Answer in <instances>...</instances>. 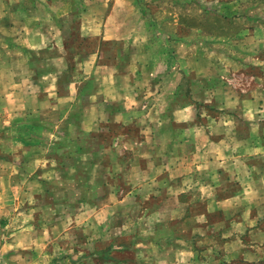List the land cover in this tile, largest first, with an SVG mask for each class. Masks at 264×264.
I'll return each instance as SVG.
<instances>
[{
	"label": "crops",
	"instance_id": "obj_1",
	"mask_svg": "<svg viewBox=\"0 0 264 264\" xmlns=\"http://www.w3.org/2000/svg\"><path fill=\"white\" fill-rule=\"evenodd\" d=\"M226 3L182 0L164 27L114 6L97 30L46 0H0V264H264V0ZM234 69L239 89L222 81ZM108 125L129 161L112 156L107 202L64 229L59 177L96 184ZM133 191L140 232L97 250Z\"/></svg>",
	"mask_w": 264,
	"mask_h": 264
},
{
	"label": "rangeland",
	"instance_id": "obj_2",
	"mask_svg": "<svg viewBox=\"0 0 264 264\" xmlns=\"http://www.w3.org/2000/svg\"><path fill=\"white\" fill-rule=\"evenodd\" d=\"M48 5H57L58 7H61L62 9L67 10L70 14L69 17L65 18L63 20V23L65 25L67 24H81L84 23L87 18H95L96 19V25L97 30H99L100 25L102 24L103 18L109 14L114 6L116 7H123L125 10V20L126 23L135 25L138 23H142L140 20L142 17L145 18L147 24L151 27H155V25H159L160 27H164L166 23L168 22V9L173 7L174 5L180 4L182 0H46ZM193 4L199 3L203 5L208 10L213 11H228V3H226V0L220 1V0H191ZM43 2V1H42ZM90 3V4H89ZM174 4V5H173ZM232 6V5H229ZM89 8V9H88ZM144 10V12H141V9ZM139 9V10H138ZM140 17V18H139ZM206 25L208 26L207 29L202 33L201 37L207 38L209 40V43H215V40H211L209 37H212L215 35V33L212 30H209L215 26V22L213 20H208L206 22ZM159 26H157L159 29ZM199 37V36H196ZM211 41V42H210ZM208 50L210 52L216 53L220 52L221 48L216 47H209ZM222 51V50H221ZM239 70H232L226 77L223 76L222 81L228 82L235 88L234 86L238 87H244L242 84L243 80L246 77H244L241 74L237 73ZM246 80V79H245ZM240 85V86H239ZM128 132L129 137L136 138L139 134L138 128L134 127L133 129H129ZM101 131L103 133L105 132L107 135V139L105 140L103 146L101 148L105 149V153L101 156L103 157V160H101V165L98 166L97 170V176L95 181V185L92 184L88 185V176L85 172L81 173L78 179H74L71 177H67L66 175L60 176L59 178L63 180L64 182V189L62 193H58V203L59 200L63 201V206L59 207L58 204V210L61 208L63 210V213L61 215H58V221L61 222L63 225V228L65 229L71 222L70 217L74 218H82L84 215L86 216L88 210H97L99 209L105 202H107L108 196H109V188L106 186V184L103 183V173L105 175H108L112 171V166H114L111 158L114 156V162L116 164H121L122 162L129 161L130 158V149L129 145H127L125 142H120L119 140L115 139L114 142H112L113 138L119 136V134H123L124 130H121L119 128L113 127V126H107L106 128H103ZM126 140V139H125ZM97 147H98V143ZM83 145V144H82ZM83 149V147H81ZM100 151H98V155H100ZM94 162H97V159H95ZM138 162H141L143 165L147 163L145 160H139ZM126 164V163H125ZM123 166V165H122ZM119 168V167H118ZM122 168V167H120ZM123 168H126V166H123ZM116 176V175H115ZM124 178V177H123ZM115 179L114 183L117 186L116 192H113V194L116 195L117 198H122L127 195V193L124 190V187L120 184V181H124L125 179H122L119 175L117 177H114ZM77 187H80V189H77ZM89 189V191L87 190ZM50 194V193H49ZM60 194V195H59ZM54 197V196H53ZM48 197L46 198L45 202L47 203H54V198ZM57 197V196H56ZM55 197V198H56ZM128 199L131 200V210L128 209V213L124 215H113V223L111 226H109L107 231V234H110L113 240L112 242L105 241L103 243H100L98 247H96L99 251H104L107 249V247H113L117 246V243H119V236L120 234L124 233L125 231L128 232V235H137L140 232V226L136 224L139 217H142V209L144 210L143 202L148 201V199L144 196L142 192L139 191H133L132 193H129ZM143 201V202H142ZM137 203V204H136ZM73 215V216H71ZM106 226V225H105ZM79 233L80 236L83 235L82 228L79 227ZM151 226H147V230H150ZM103 227L97 226L94 227V232H102ZM76 232V230H74ZM126 232V233H127ZM86 235V234H85ZM86 237V236H85ZM119 238V239H118ZM85 240L84 236L83 239L80 241L81 247H85ZM122 241V240H121ZM198 246H202L203 243L200 241H197ZM115 249V248H114ZM116 256H125V257H131V253L129 252H116Z\"/></svg>",
	"mask_w": 264,
	"mask_h": 264
}]
</instances>
